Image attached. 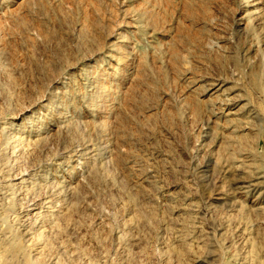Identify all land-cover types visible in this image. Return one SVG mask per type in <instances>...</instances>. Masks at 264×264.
<instances>
[{
    "label": "rangeland",
    "instance_id": "obj_1",
    "mask_svg": "<svg viewBox=\"0 0 264 264\" xmlns=\"http://www.w3.org/2000/svg\"><path fill=\"white\" fill-rule=\"evenodd\" d=\"M0 264H264V0H0Z\"/></svg>",
    "mask_w": 264,
    "mask_h": 264
},
{
    "label": "bare ground",
    "instance_id": "obj_2",
    "mask_svg": "<svg viewBox=\"0 0 264 264\" xmlns=\"http://www.w3.org/2000/svg\"><path fill=\"white\" fill-rule=\"evenodd\" d=\"M35 250H37V249H35ZM18 251V250H17Z\"/></svg>",
    "mask_w": 264,
    "mask_h": 264
}]
</instances>
